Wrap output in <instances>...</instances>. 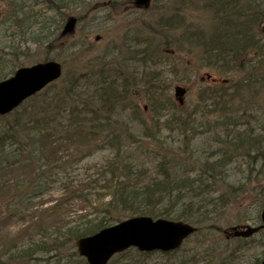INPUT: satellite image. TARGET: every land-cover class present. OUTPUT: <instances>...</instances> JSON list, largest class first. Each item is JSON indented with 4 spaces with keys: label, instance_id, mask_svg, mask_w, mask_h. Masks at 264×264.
<instances>
[{
    "label": "trees",
    "instance_id": "obj_1",
    "mask_svg": "<svg viewBox=\"0 0 264 264\" xmlns=\"http://www.w3.org/2000/svg\"><path fill=\"white\" fill-rule=\"evenodd\" d=\"M47 2L57 13L61 7L77 8L80 3ZM194 2L186 7L193 8ZM217 3V29L215 25L209 31L194 27L192 13L190 19L183 18L184 9L177 2L172 21L157 34L148 37L142 32L138 38L135 32L136 38H130L126 30L120 50L106 47L83 75H66L10 115L0 116V189H4L0 226L7 224L22 233L5 245L0 261L31 264L56 258L60 264L61 254L73 249L81 236L147 214L198 227L197 238H192L195 252L179 249L161 255L164 264H198L199 255L207 264H235L238 252L248 244L218 241L216 224L243 194L257 191L255 216L264 199V39L256 26L263 16L256 10H250L249 16L243 7L223 0H214L205 12L210 13ZM108 4L118 13L115 2ZM16 10L11 13L14 18L7 20L10 26H41L28 31L34 43L57 36L63 18L58 24L45 15L36 16L28 5L25 10L20 6L15 17ZM50 22L55 28L49 32ZM168 34L176 36L170 39ZM8 47V60L0 57V80L20 64L21 55H15L18 49L14 44ZM185 47L198 50L192 52L204 67L217 69L220 76L223 71L233 75L227 84H202L190 104L178 108L155 84L158 74L153 65L158 63L151 54ZM70 55L79 57L73 48ZM133 75L140 77L138 82ZM136 88L142 89L150 116L138 105L133 95ZM164 113L169 119L162 121ZM165 129L175 133L176 139L163 137ZM198 139H203L200 143L207 147V154L196 143ZM98 155L103 160L88 164ZM239 158L250 168L251 181L230 172ZM147 164L153 172L143 179ZM80 165L83 170L77 171ZM130 252L117 255L110 264L130 260ZM136 254L135 262L151 257Z\"/></svg>",
    "mask_w": 264,
    "mask_h": 264
},
{
    "label": "rangeland",
    "instance_id": "obj_2",
    "mask_svg": "<svg viewBox=\"0 0 264 264\" xmlns=\"http://www.w3.org/2000/svg\"><path fill=\"white\" fill-rule=\"evenodd\" d=\"M40 2L41 0H37ZM46 1V0H45ZM84 2L81 3L80 6H77L78 9H75V6H70V7H62L60 10V16L54 15L50 12L49 17L55 20H58V24L60 23V20L63 18L70 17V15H73L75 17H80L81 21L80 24L77 26L76 32L74 33L73 36L67 39L65 42L66 44L70 41L68 44L69 46L66 48L59 49L58 42L56 40H50L45 43H34L33 41L30 40V35L28 34V31L30 28L31 30L36 31L41 28L39 27H26L22 31V36L25 37V40L22 42L21 39L11 40L10 38H5L3 37L4 33L6 32V24L0 25V57L3 58H8L10 55V47H8L11 44H14V47H16L18 50L15 52V55H21L19 57V63L25 66H30L36 63H40L42 61H57L60 64H63L65 66L64 68V74L66 73L68 76H70L73 72H78V73H83L84 70L88 67L91 66V63L93 62L94 58L98 55H101V53L104 51L106 47H111L110 42L113 41L116 48L120 47L123 43L120 42L121 38L125 35L126 29H129L131 31V34L135 33L133 30H142L144 24L146 21H149V18L147 14L149 13L146 12L144 14V17L142 19L135 17L133 19V15L131 12L125 13L124 15L118 16L113 19V23L110 24V21H106V15L108 16V11L105 9H108L107 7H104L108 2L111 1L112 3L115 2L116 6H119L121 4V0H82ZM191 1H198V0H182V2H189L191 4ZM206 0H202V4L205 3ZM13 4L18 5L20 4V0H15L11 1ZM47 2V1H46ZM179 0H165L161 4H166V3H177ZM48 3V2H47ZM194 7V5H191ZM8 4L7 2L1 3L0 4V12L3 15V18L6 17V14L8 12ZM165 8H169L168 5H166ZM171 9V8H170ZM196 9V8H195ZM36 11L40 10L43 14L45 12H48L46 9L45 4H40L38 7L35 9ZM153 11V10H152ZM152 11H150L152 13ZM198 18L200 17L201 13L200 11H196ZM137 12H135L136 14ZM157 15V14H156ZM153 16V14H152ZM158 16V15H157ZM193 20L195 17H192ZM160 23H162V26L166 27L167 23L169 21H164L161 19V16L158 17ZM154 24H148V28L152 30L153 32L161 31L159 27L157 26V20ZM139 20L138 22H135ZM135 22L134 25L130 26L129 24ZM195 23H198L197 21H194ZM202 23V21H201ZM209 24L208 22L203 23L202 28H206L207 25ZM60 25H62L60 23ZM63 26V25H62ZM194 27H201L200 23L199 24H193ZM49 32L52 31L55 28V25L53 23H49ZM91 28V29H90ZM133 29V30H132ZM90 30V32H89ZM206 30V29H205ZM163 32V31H162ZM59 33V32H58ZM95 36H100L102 39L100 41H95L94 37ZM84 37H86V47H88L87 51L86 48H84L85 43L81 44V39L84 40ZM53 45L50 49L48 47L50 45ZM73 44V47H72ZM72 47L76 52L77 55H79L78 59L76 58L75 55H70V50L69 48ZM83 50V53L81 54ZM182 54H175L174 59H172L171 56L169 57H160L158 58L157 62H162L158 64L154 68V73H157L158 77L156 78L155 84L157 86H162L163 89L166 91L167 95L169 97H173V90L175 86H183L187 90V95L184 98L185 103H189V100L195 97V92L197 88H199L202 83L200 80H204L205 78L203 77L205 74H214L215 76H218L221 78L219 75V71L217 69H208L204 68L202 63L197 61L195 58L192 56H185V53ZM179 58V62H176L175 59ZM71 59V60H70ZM75 60V61H73ZM117 62L120 61V58L116 59ZM80 64V65H79ZM90 64V65H89ZM188 66H191L190 68ZM186 68V69H185ZM223 75V74H222ZM188 78V82H180L182 78ZM205 84V83H204ZM133 95L136 96L138 100V105L143 109L145 102L143 101V92L142 89L136 88L133 92ZM175 103V101H174ZM190 104V103H189ZM145 114L151 115L147 110H145ZM148 118V116H144ZM165 118H162L164 120ZM163 137L167 138L168 140H171L172 137L176 139V137L170 133L163 132ZM203 139H199V142H202ZM207 150V147H204V155L207 154L205 152ZM107 153V152H106ZM105 156V155H104ZM103 155H98L94 159L91 160V162H88V164H92V162L97 161L100 162L103 160ZM87 164V165H88ZM264 165V164H263ZM262 166L261 163H258V167ZM252 167V166H250ZM86 168V167H85ZM146 168H148V173L146 175H143V179H146L148 176H150L153 172L152 169H150V165L147 164ZM249 169L246 165H244V160L242 158H239L238 162H236L235 165H232L230 172L237 173L240 175V177L247 176V180L251 181V176L249 173ZM264 171V167L262 168ZM26 170V168L24 169ZM83 170V165H80L77 169V171H82ZM12 173H16V170L13 169L11 170ZM85 172V171H84ZM253 178V177H252ZM250 188L253 189V185H250ZM257 191H253L250 194H243L241 197H239V200L233 204L232 208L225 213L217 222V226L220 228H228L232 225H254L257 224L256 220H248L247 218L255 219V213H256V208L253 206V201ZM4 194V189H0V196H3ZM20 230H12V227L8 229V226H0V250L2 248H5L4 244L5 242H9V238L13 237L16 234H20ZM196 235L193 237V239H196ZM255 239L261 238L260 235L255 236ZM264 238V236H263ZM193 239L190 241H187L184 243L183 248L186 251L189 250V253H194L195 252V243H193ZM224 239L223 234L221 233L220 237L217 238L218 241ZM264 240V239H263ZM232 243H236L237 241L232 238L230 240ZM213 242L209 243V247H205L207 251L210 250V247ZM254 245V244H253ZM256 245V244H255ZM136 250V249H135ZM203 249H201L202 251ZM75 251V250H74ZM72 252V251H71ZM70 252V253H71ZM68 253V254H70ZM262 248L260 247H252L251 249L245 250L244 253L240 255V260L239 262L236 260L235 264H252L253 259L255 256L257 257H262ZM66 256H68L66 254ZM130 257H133L134 259L137 257L136 252H132L131 255H128ZM179 258L181 255L178 256ZM79 258V257H78ZM76 256H70L69 258L64 259L63 261H60V264H79L80 260ZM199 263L198 264H207L203 259L202 255H199L198 257ZM209 257L206 256V260H208ZM49 260V261H48ZM42 261L40 264H58L57 262L54 263L50 259H44L40 260ZM216 261L215 263H217ZM165 259L161 257V255H158V252L155 254H152L151 258L146 261L145 264H164ZM0 264H4V258L0 261ZM116 264V263H114ZM125 264V263H124Z\"/></svg>",
    "mask_w": 264,
    "mask_h": 264
},
{
    "label": "water",
    "instance_id": "obj_3",
    "mask_svg": "<svg viewBox=\"0 0 264 264\" xmlns=\"http://www.w3.org/2000/svg\"><path fill=\"white\" fill-rule=\"evenodd\" d=\"M148 2L149 0H136V3L142 6L147 5ZM75 22L76 19L70 17L61 34L71 33L76 25ZM60 74L61 67L54 61L33 65L30 68H19L8 80L0 82V115L9 113L24 99L41 91L42 87L59 78ZM184 92L183 88L175 89L181 105ZM261 219L262 225L259 228L264 227V209ZM257 229L249 226L232 227L230 231L235 237H249L257 232ZM195 231L196 229L188 223L172 222L166 219L153 221L146 216L133 217L112 228L103 229L91 237L80 238L76 242V247L79 255L86 257L88 264H106L113 253L122 252L130 246H137L140 251L157 249L167 252L177 249L180 243Z\"/></svg>",
    "mask_w": 264,
    "mask_h": 264
}]
</instances>
